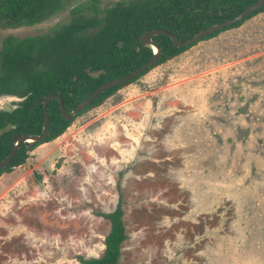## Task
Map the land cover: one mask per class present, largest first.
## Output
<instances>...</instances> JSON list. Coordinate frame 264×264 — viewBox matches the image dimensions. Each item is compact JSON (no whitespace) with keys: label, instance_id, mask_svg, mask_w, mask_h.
Here are the masks:
<instances>
[{"label":"rangeland","instance_id":"1","mask_svg":"<svg viewBox=\"0 0 264 264\" xmlns=\"http://www.w3.org/2000/svg\"><path fill=\"white\" fill-rule=\"evenodd\" d=\"M60 4L0 30V74L6 35L69 21ZM119 193L118 264H264V11L156 64L2 172L0 264L101 256L110 225L96 212Z\"/></svg>","mask_w":264,"mask_h":264},{"label":"trees","instance_id":"2","mask_svg":"<svg viewBox=\"0 0 264 264\" xmlns=\"http://www.w3.org/2000/svg\"><path fill=\"white\" fill-rule=\"evenodd\" d=\"M61 1L0 0V30L40 23L60 9ZM66 1L67 6L72 5L70 2L73 0ZM254 1L114 0L99 7L98 0H85L69 8V21L56 22L31 40L12 42V36L6 35V46L9 40L12 50L4 59L6 65L0 74V94L27 95V98L13 111L0 112V161L12 149L13 135L41 132L43 108L38 101L45 95L59 94L65 110L69 112L99 85L126 76L144 64L152 56V49L143 47L137 50L138 38L143 32L162 28L178 39L186 40L203 28L237 15ZM261 11H264V5L197 41L238 27ZM153 40L160 47V56L155 63L131 79L103 90L72 118H63L58 100L51 99L46 106L49 115L46 137L28 147L26 143L20 144L8 164L0 169V174L22 165L34 147L62 135L72 120L101 103L117 89L197 42L176 48L164 34L153 36ZM21 48L23 51H20ZM87 67L90 71L102 72L97 77H91L85 72ZM96 214L107 219L110 225L104 237L103 253L99 257L86 259L78 256V259L82 264H118L120 247L126 239L121 194L111 211H97Z\"/></svg>","mask_w":264,"mask_h":264},{"label":"water","instance_id":"3","mask_svg":"<svg viewBox=\"0 0 264 264\" xmlns=\"http://www.w3.org/2000/svg\"><path fill=\"white\" fill-rule=\"evenodd\" d=\"M264 5V0H255L252 4L246 6L240 13L237 15L225 19L219 23L213 24L211 26H208L206 28H203L193 34L190 38L186 40H180L178 39L174 34L171 32H168L167 30H164L162 28L158 29H153V30H148L143 32L138 40H139V46L137 47V50L139 48L143 47H150L152 49V56L144 63L142 64L139 68L136 70L130 72L126 76H122L119 78H114L111 79L98 87L95 88L94 91H92L84 100L81 102L77 103L71 111L67 112L64 108L62 98L60 97L59 94L57 93H49L45 95L41 100L38 102L42 103V108H43V124H42V129L39 134H15L12 137V142H13V147L10 150V152L5 156L1 161H0V169L4 168L8 162L11 160V158L14 156L16 153L18 147L22 143H26V146H30L34 144L35 142H38L42 140L43 138L46 137L48 133V123H49V115L47 111V103L51 99H57L59 103V108L60 112L65 119H70L73 117L77 112L82 110L93 98H95L100 92L103 90L110 88L112 86H115L117 84H120L122 82H125L132 77L138 75L142 71H144L146 68L151 66L153 63H155L159 56H160V47L158 44L153 40V36L158 35V34H164L166 35L172 42V45L176 48L188 46L198 40L199 38L206 36L208 34L214 33L218 31L219 29L226 27L241 18H243L246 14H249L250 12L262 7ZM121 45V42H118V46ZM85 72H87L91 77H97L102 70H96V71H90L89 68L87 67L85 69ZM27 98V95L19 96L17 94L13 93H1L0 94V112H11L14 109L18 108L20 103L23 102Z\"/></svg>","mask_w":264,"mask_h":264},{"label":"flooded vegetation","instance_id":"4","mask_svg":"<svg viewBox=\"0 0 264 264\" xmlns=\"http://www.w3.org/2000/svg\"><path fill=\"white\" fill-rule=\"evenodd\" d=\"M72 7V6H71ZM72 118V117H71Z\"/></svg>","mask_w":264,"mask_h":264}]
</instances>
